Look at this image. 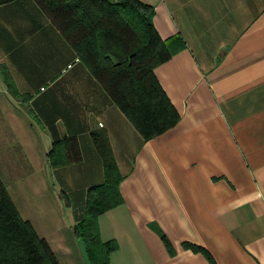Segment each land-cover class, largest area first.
<instances>
[{
	"label": "crops",
	"instance_id": "obj_1",
	"mask_svg": "<svg viewBox=\"0 0 264 264\" xmlns=\"http://www.w3.org/2000/svg\"><path fill=\"white\" fill-rule=\"evenodd\" d=\"M141 1L180 44L155 69L180 119L152 139L36 0L0 5V176L60 264H91L74 225L105 182L93 135L103 128L125 200L99 219L103 240L120 246L110 264H264V0ZM65 136L83 159L52 167Z\"/></svg>",
	"mask_w": 264,
	"mask_h": 264
},
{
	"label": "trees",
	"instance_id": "obj_2",
	"mask_svg": "<svg viewBox=\"0 0 264 264\" xmlns=\"http://www.w3.org/2000/svg\"><path fill=\"white\" fill-rule=\"evenodd\" d=\"M11 1L0 0V5ZM36 1L146 139L177 124L180 114L155 69L177 53L180 44L161 37L154 23L152 5L141 0ZM8 84L16 95L28 99L12 82ZM26 107L38 120L33 110ZM93 135L104 160L105 182L89 188L85 213L74 225V231L83 241L91 264H110L112 254L120 246L117 240H103L99 219L103 213L124 203L120 189L123 174L106 131L95 129ZM82 159L75 136L55 140L48 152L52 167L79 163ZM61 195L68 205L65 194L61 192ZM160 234L172 251L168 237ZM185 247L201 249L193 243H185ZM211 262L215 264L212 259ZM0 264H60L49 242L22 217L1 176Z\"/></svg>",
	"mask_w": 264,
	"mask_h": 264
},
{
	"label": "water",
	"instance_id": "obj_3",
	"mask_svg": "<svg viewBox=\"0 0 264 264\" xmlns=\"http://www.w3.org/2000/svg\"><path fill=\"white\" fill-rule=\"evenodd\" d=\"M48 174H49V179H50L51 183L54 184V183H53V180H52V178H51V174H50V168H49V166H48ZM65 208L67 209L66 204H65Z\"/></svg>",
	"mask_w": 264,
	"mask_h": 264
}]
</instances>
